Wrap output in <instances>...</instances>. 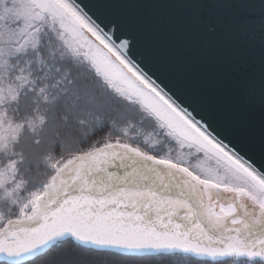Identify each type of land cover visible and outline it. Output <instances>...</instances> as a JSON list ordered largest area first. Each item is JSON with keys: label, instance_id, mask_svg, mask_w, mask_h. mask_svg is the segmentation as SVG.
Returning a JSON list of instances; mask_svg holds the SVG:
<instances>
[{"label": "snow or ice", "instance_id": "obj_1", "mask_svg": "<svg viewBox=\"0 0 264 264\" xmlns=\"http://www.w3.org/2000/svg\"><path fill=\"white\" fill-rule=\"evenodd\" d=\"M175 2L195 71L132 0H0L6 264L68 244L264 264V0Z\"/></svg>", "mask_w": 264, "mask_h": 264}, {"label": "water", "instance_id": "obj_2", "mask_svg": "<svg viewBox=\"0 0 264 264\" xmlns=\"http://www.w3.org/2000/svg\"><path fill=\"white\" fill-rule=\"evenodd\" d=\"M75 2L80 3L81 6H90L94 0H75ZM128 10L137 15L147 26L157 46L171 54L177 63L191 61L189 70L195 71L197 54L194 44L187 35L183 11L175 0H132ZM152 79L155 80V76ZM156 82L159 84V81ZM256 159L260 165L259 157Z\"/></svg>", "mask_w": 264, "mask_h": 264}, {"label": "trees", "instance_id": "obj_3", "mask_svg": "<svg viewBox=\"0 0 264 264\" xmlns=\"http://www.w3.org/2000/svg\"><path fill=\"white\" fill-rule=\"evenodd\" d=\"M71 249V251L80 252L78 249H75L73 245L68 244L65 245V249ZM84 254L92 255V257L103 258L104 260H113L120 262H130V263H138L139 264H164L161 254L155 253H122L118 250H96L94 252H84ZM51 255V254H49ZM91 257V256H90ZM44 258L41 261V264H45V257L41 254L39 257L30 258L26 261V264H37L39 260ZM207 262V264H222V262H226V264H239L237 258H218L217 260H211L206 257H192V258H184L181 264H203V262ZM0 264H6L4 259H0Z\"/></svg>", "mask_w": 264, "mask_h": 264}, {"label": "rangeland", "instance_id": "obj_4", "mask_svg": "<svg viewBox=\"0 0 264 264\" xmlns=\"http://www.w3.org/2000/svg\"><path fill=\"white\" fill-rule=\"evenodd\" d=\"M29 190H32L31 188ZM67 249V248H66ZM91 256V257H90ZM67 261L68 264H72L74 260H81V259H91L96 262V264H139L138 263H130V262H120V261H113V260H104L103 258H98V257H92V255L84 254V253H78L76 251H70L68 254L64 257ZM0 259H3L0 257ZM218 259V258H217ZM44 260L42 258L41 260L38 261L37 264H41V261Z\"/></svg>", "mask_w": 264, "mask_h": 264}]
</instances>
